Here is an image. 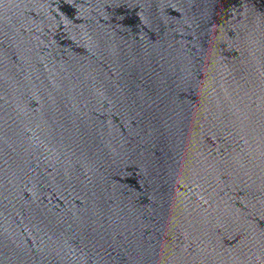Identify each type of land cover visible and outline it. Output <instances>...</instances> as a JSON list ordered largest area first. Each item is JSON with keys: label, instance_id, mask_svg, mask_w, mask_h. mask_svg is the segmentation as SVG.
Segmentation results:
<instances>
[{"label": "water", "instance_id": "obj_1", "mask_svg": "<svg viewBox=\"0 0 264 264\" xmlns=\"http://www.w3.org/2000/svg\"><path fill=\"white\" fill-rule=\"evenodd\" d=\"M0 264H264V0H0Z\"/></svg>", "mask_w": 264, "mask_h": 264}]
</instances>
